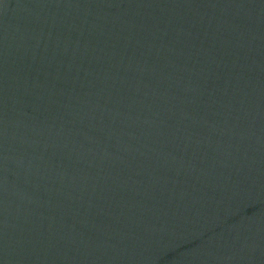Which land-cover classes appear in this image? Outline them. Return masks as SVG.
<instances>
[{"label":"water","instance_id":"water-1","mask_svg":"<svg viewBox=\"0 0 264 264\" xmlns=\"http://www.w3.org/2000/svg\"><path fill=\"white\" fill-rule=\"evenodd\" d=\"M0 264H264V0H0Z\"/></svg>","mask_w":264,"mask_h":264}]
</instances>
